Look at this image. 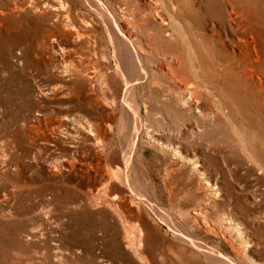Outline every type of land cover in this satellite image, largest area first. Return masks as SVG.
Here are the masks:
<instances>
[{
	"label": "rangeland",
	"instance_id": "obj_1",
	"mask_svg": "<svg viewBox=\"0 0 264 264\" xmlns=\"http://www.w3.org/2000/svg\"><path fill=\"white\" fill-rule=\"evenodd\" d=\"M23 1L0 0V264H214L180 239L177 223L222 259L264 264V125L243 104H231L235 95L227 81L221 78L217 89L227 114L203 121L165 96L154 100L152 81L165 83L152 72L156 60L147 61L151 82L140 94L145 112L131 155L141 188L132 187L121 159L129 141L119 137L110 99L98 110L107 141L76 133L73 140L59 136L54 146L37 121L42 102L56 112L63 107L59 97L38 93L55 79L61 61L51 50H37L36 28L17 9ZM69 1L83 11L81 0ZM200 55L212 69L219 54ZM121 90L120 84L117 97ZM105 170L121 183L112 182L104 194L97 189ZM141 189L161 217L143 206ZM121 199L131 211L125 221L106 203L119 206Z\"/></svg>",
	"mask_w": 264,
	"mask_h": 264
},
{
	"label": "bare ground",
	"instance_id": "obj_2",
	"mask_svg": "<svg viewBox=\"0 0 264 264\" xmlns=\"http://www.w3.org/2000/svg\"><path fill=\"white\" fill-rule=\"evenodd\" d=\"M81 4L83 11L78 12L69 0H25L16 7L27 13L36 28L37 50H51L61 61L55 79L38 92L63 100L60 112L40 102L42 118L37 121H43L54 146L61 142L59 136L73 140L76 133L88 135L95 142L107 141V123L98 110L110 99L111 107H106L112 118L118 116L119 137L129 141L121 153L127 183L141 188L131 155L145 112L140 94L151 82L147 61L152 63L153 59L152 72L160 74L165 83L161 86L152 81L154 100L165 96L180 111L203 121L209 115L225 116L227 100L217 91L223 78L235 95L231 104H243L264 125V0H81ZM200 52L219 54L212 69L202 61ZM100 54L107 58L106 63H99ZM109 60L113 63L111 75L106 73ZM44 65V72L51 75ZM116 80L120 83L115 84ZM120 84L122 90L117 97ZM149 109L154 114L153 107ZM148 128L150 137L159 142L157 130L151 125ZM241 149L247 158L252 157L244 145ZM99 179L97 190L104 194L112 182L121 183L108 170ZM140 193L143 206L161 217L147 194L142 189ZM111 201L107 205L123 221L131 217L123 199L119 206ZM201 211L198 209L191 221H198ZM136 219L140 221L139 216ZM177 224L180 239L197 247L214 264H237L222 259Z\"/></svg>",
	"mask_w": 264,
	"mask_h": 264
}]
</instances>
